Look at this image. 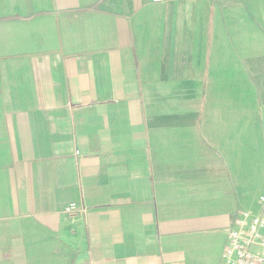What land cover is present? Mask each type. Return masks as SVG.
Returning a JSON list of instances; mask_svg holds the SVG:
<instances>
[{"label": "crops", "instance_id": "obj_1", "mask_svg": "<svg viewBox=\"0 0 264 264\" xmlns=\"http://www.w3.org/2000/svg\"><path fill=\"white\" fill-rule=\"evenodd\" d=\"M262 194L264 0H0V264H224Z\"/></svg>", "mask_w": 264, "mask_h": 264}, {"label": "built area", "instance_id": "obj_2", "mask_svg": "<svg viewBox=\"0 0 264 264\" xmlns=\"http://www.w3.org/2000/svg\"><path fill=\"white\" fill-rule=\"evenodd\" d=\"M65 212L74 217L83 213L76 204ZM224 264H264V194L257 211H241L232 223L223 252Z\"/></svg>", "mask_w": 264, "mask_h": 264}]
</instances>
